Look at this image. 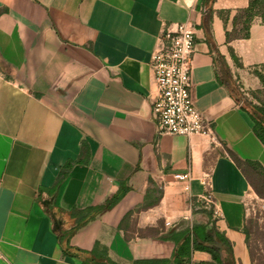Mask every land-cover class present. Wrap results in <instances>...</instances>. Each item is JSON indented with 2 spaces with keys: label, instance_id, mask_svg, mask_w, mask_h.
<instances>
[{
  "label": "crops",
  "instance_id": "0c3cea01",
  "mask_svg": "<svg viewBox=\"0 0 264 264\" xmlns=\"http://www.w3.org/2000/svg\"><path fill=\"white\" fill-rule=\"evenodd\" d=\"M250 2L0 0V264H83L96 246L117 264H175L187 238L184 264L213 262L195 239L223 264H254L248 202L264 143L231 87L261 88L264 20L228 40ZM182 23L195 28L206 134H162L152 114V53ZM188 171L190 191L174 178ZM77 226L65 255L60 236Z\"/></svg>",
  "mask_w": 264,
  "mask_h": 264
},
{
  "label": "built area",
  "instance_id": "2783aa9c",
  "mask_svg": "<svg viewBox=\"0 0 264 264\" xmlns=\"http://www.w3.org/2000/svg\"><path fill=\"white\" fill-rule=\"evenodd\" d=\"M195 28L190 23L174 25L160 35L150 62L157 95L152 100V114L162 134L192 136L211 131L193 97L192 63ZM190 191L192 172L174 175ZM213 204L210 193L203 198ZM216 214V211H215Z\"/></svg>",
  "mask_w": 264,
  "mask_h": 264
},
{
  "label": "trees",
  "instance_id": "16d2710c",
  "mask_svg": "<svg viewBox=\"0 0 264 264\" xmlns=\"http://www.w3.org/2000/svg\"><path fill=\"white\" fill-rule=\"evenodd\" d=\"M256 18H261L262 20H264V0H251L250 6L247 9L238 11V14L236 15L234 19V25H235L234 30L232 33H228V40H231L232 38H249L251 25ZM227 71L229 72V70ZM254 74L259 78L261 82V88L253 90L252 93L253 95H257V98H260L259 95L264 96V73L260 71H254ZM227 80L229 83L231 82L230 74L227 75ZM234 85L236 84L234 80H232L231 88L233 89L235 95L237 96L238 101L241 102ZM261 101H262V104H264V100L262 99ZM242 107L245 109L244 106ZM248 113L253 121L254 131L256 135L264 143V109L262 110V117L260 118L251 114L250 112ZM126 192L127 190H124L118 193L116 196H114L111 200H109L104 205L103 210L111 209L113 206H115L123 198ZM79 229L80 227L77 226L72 231L66 232L60 236V242L63 247V252L65 255H68L71 253L70 250L72 249V247L70 246V237L75 231ZM196 233L197 232L195 231V234ZM198 237L200 240H203L205 242H213V237L211 235L207 234L206 238H203L198 234ZM188 240L189 239L187 238L182 243V245H180L179 241H176V244L178 245V249L176 250V253H175V264H184L185 258L190 255L191 250H190V246L188 245L189 243ZM221 240L223 242L224 239L222 238ZM194 249L208 251L213 255V262L206 263V264H223L219 254L214 249H211V248L205 247L202 244H199V242H197L196 239L194 241ZM90 255H91L90 257L84 260L83 264H117L108 257L107 252H104L103 254L99 253V246H96V248L90 253ZM138 264H157V263L156 262H142Z\"/></svg>",
  "mask_w": 264,
  "mask_h": 264
},
{
  "label": "rangeland",
  "instance_id": "374dc122",
  "mask_svg": "<svg viewBox=\"0 0 264 264\" xmlns=\"http://www.w3.org/2000/svg\"><path fill=\"white\" fill-rule=\"evenodd\" d=\"M236 92L238 93L241 105L251 114L262 117L264 96L257 98L253 95L252 89L247 90L242 83L234 79ZM256 187V195L248 202L247 231L249 246L252 251L254 264H264V177L259 176ZM213 214V210L209 209Z\"/></svg>",
  "mask_w": 264,
  "mask_h": 264
},
{
  "label": "water",
  "instance_id": "95a60500",
  "mask_svg": "<svg viewBox=\"0 0 264 264\" xmlns=\"http://www.w3.org/2000/svg\"><path fill=\"white\" fill-rule=\"evenodd\" d=\"M216 235V234H215ZM216 238V236H214ZM212 246V245H211Z\"/></svg>",
  "mask_w": 264,
  "mask_h": 264
}]
</instances>
